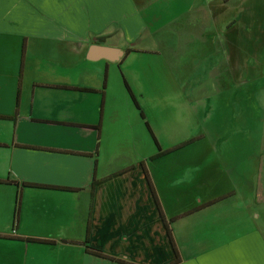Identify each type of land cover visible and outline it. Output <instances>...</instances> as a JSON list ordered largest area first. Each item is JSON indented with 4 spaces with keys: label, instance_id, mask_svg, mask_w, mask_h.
Instances as JSON below:
<instances>
[{
    "label": "crops",
    "instance_id": "obj_1",
    "mask_svg": "<svg viewBox=\"0 0 264 264\" xmlns=\"http://www.w3.org/2000/svg\"><path fill=\"white\" fill-rule=\"evenodd\" d=\"M192 48L155 158L133 64ZM0 264H264V0H0Z\"/></svg>",
    "mask_w": 264,
    "mask_h": 264
},
{
    "label": "rangeland",
    "instance_id": "obj_2",
    "mask_svg": "<svg viewBox=\"0 0 264 264\" xmlns=\"http://www.w3.org/2000/svg\"><path fill=\"white\" fill-rule=\"evenodd\" d=\"M221 1H224V0H221ZM226 19H227L226 16H223L221 18V20H220L221 29H222V25H224V22ZM150 22L153 23V18L150 19L149 23ZM153 24H155V27H156L158 23H153ZM149 33L152 34L151 31ZM237 33H240V30H238V27H237ZM153 34H154V31H153ZM195 53H196V48H192L191 53L188 55V57L183 56L180 60H177V62H175V65H173L172 67L161 66V63L158 61L148 62L150 60V58H146V57L145 58H138L137 62L133 64L134 66H136L135 68L138 70V71H136V73L134 72L133 75L134 76H140V79L146 85L147 89L145 92L148 94V98L150 97V98H153L155 100V107L152 108V110L150 111L149 114L153 120L154 126L157 128V131L159 132V137H158V135L157 136L155 135V136L158 139L159 143H162L164 145H168L170 143H173L172 140H181V138L166 137L164 135V128L167 129V126H168V123H165V119H168V118L172 119L173 122L170 123V126H175L178 134L180 133V131L186 130L185 127L183 126L184 121H180L178 115L176 113H174L175 109L171 106L170 100L171 99L174 100V99L178 98L177 97L178 93L180 94V96H181V93H183V91H180L179 87H177L180 83L179 79L184 78L188 73L190 76H194V75H191L192 73H190V72L193 69V65H194L193 56L195 55ZM112 68H113L112 71H114V73H116V76H114L112 78V74H111L109 84L111 85V83H112L113 86L115 87V84L117 85V82L115 81V79H117L118 83L120 84V87L123 90H125L126 93H129L127 86H126V81L128 84H129V82L126 79V75L124 73L125 66L121 65L122 70L118 64H115L114 66H112ZM111 93H112V95H111V98L109 101L110 107L113 105V99L116 100L115 96L119 95V94H115L114 91H112ZM129 98H130V96H129ZM166 102L169 103V106H167V109L164 110V106H165ZM132 105H133V103H132ZM133 107H135V106L133 105ZM121 112H122V116H124V117L121 119L120 124H117V126L119 129H125L128 127V124L130 122L128 120V117L126 116L127 115V109L125 108V106L123 107V109H121ZM188 116H192V115H188ZM187 123L189 125H195L194 117H188ZM114 124H116V123H114ZM146 130L149 134L150 143L154 146L155 150L158 151L157 145H155L154 141L152 140V137L150 135L149 130L147 128H146ZM148 134H147V136H148ZM133 145H134L135 149H140L142 146H144V144L143 145H135L134 143H133ZM190 153H192V152H190ZM182 155H184V154H182ZM193 155H195V154L193 153ZM178 163L175 160L161 161L159 163H156L155 167L157 169H159V168L162 169L164 167V164H165V166L168 165V167H170V168H172V166H173L174 169L177 170L178 169ZM182 164H183V167L186 165V163H182ZM189 164H191V165H189ZM189 164H188V167H193V163L189 162ZM185 171H186V168H183L182 173H185ZM195 180H196V174L192 172L191 177L188 181H195Z\"/></svg>",
    "mask_w": 264,
    "mask_h": 264
},
{
    "label": "trees",
    "instance_id": "obj_3",
    "mask_svg": "<svg viewBox=\"0 0 264 264\" xmlns=\"http://www.w3.org/2000/svg\"><path fill=\"white\" fill-rule=\"evenodd\" d=\"M224 1H229V0H224ZM131 50H132V49H127L126 52H130ZM126 86H127L128 92H129V94H130V96H131V98H132V100H133L135 106H136L138 109H141V107H140V105H139V103H138V100H137L136 96L134 95L133 91L131 90V87L129 86V84L127 83V81H126ZM105 88H106V80H105V83H104V88H103L102 91H101V93H102L103 95H104V89H105ZM141 116H142L143 119H146L145 114H144V112H143L142 110H141ZM145 123H146V126H147V128H148V130H149V132H150L152 138L154 139V141H155V143H156V145H157V148H158V150H159V152H158V154L155 156V158L160 157V156H163V155L168 154V153H170V152H173L174 150H177V149H179V148H182V147H184V146H186V145H188V144L194 142V140H195V139H191V140H189V141H187V142H184V143L178 145L176 148L169 149V150H166V151H162V148H161V146H160V144H159V141H158V139L156 138V136H155V134H154V132H153V130H152V128H151L149 122H148V121H145ZM143 168H144V171H145V174H146V178H147V180H148V182H149V185H150V187H151V191H152V193L155 195L156 192H155V189H154V187H153V185H152L151 178H150V175H149V173H148V170H147L145 164H143ZM155 198H156V202L158 203V198H157V197H155ZM222 199H224V197H220V198H218V199H215V200H213V201H211V202H209V203H207V204H204L203 206H200V207H198V208H203V207H206V206H209V205L215 204L216 202H219V201H221ZM20 200H21V198H20V196H18V200H17V209H16V213H15V217H16V219H18V215H19V210H20ZM160 210H161V208H160ZM191 212H192V211H191ZM161 214H162V210H161ZM162 218H163V221H164L165 226H166V228H167V231H168L169 235L171 236V230H170V227H169L168 221L166 220V218H165V216H164L163 214H162ZM172 220H175V219H172ZM90 231H91V229H90V225H89V226H88V229H87V241H86V243L88 242V238H89V235H90ZM26 240H28V241H34V242H40V243H46V242H47V243H51V242H52V241H48V240L35 239V238H27ZM171 240H172L173 246H174V248H175L174 240L172 239V237H171ZM86 246H87L86 249H87L89 252H91V253H93V254H95V255L101 256V257H106V255L103 253L102 250L97 249V248H94V247H91L89 244H87Z\"/></svg>",
    "mask_w": 264,
    "mask_h": 264
}]
</instances>
